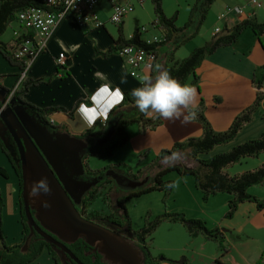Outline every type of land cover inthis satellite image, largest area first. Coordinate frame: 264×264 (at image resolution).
<instances>
[{
	"label": "crops",
	"instance_id": "0c3cea01",
	"mask_svg": "<svg viewBox=\"0 0 264 264\" xmlns=\"http://www.w3.org/2000/svg\"><path fill=\"white\" fill-rule=\"evenodd\" d=\"M117 1L132 2L131 0ZM144 1L142 0L140 4ZM257 2L259 3L258 6L253 4L251 0H214L211 5L217 4V8L220 10L218 15L226 11L227 7L242 8V14H237L234 11L226 12L225 18L222 20L224 25L230 27L245 18L256 22L264 21V0H257ZM109 7V3L101 2L95 8L98 17L104 22L103 29H82L75 24L70 16L64 17L50 34L46 43V51L44 50L45 53L36 56L26 72V77L32 78L50 76L56 71V68H59L61 72L66 71L68 73L65 78L54 77L46 84L30 87L25 99L38 107L63 106L72 109V115L55 111L47 116L49 122L54 125L65 126L72 133H81L92 126L96 129L101 128L104 124L103 118L115 105L121 102L122 98L114 99L94 122H86L79 114V107L81 104L88 103V97L101 85H108L113 92L118 90L122 96L124 91L131 92L132 89L140 85V76L154 77L159 70H165L171 60L182 59L186 56L184 53L179 57H176L177 53L171 56L170 47L167 44H161L157 48V55L152 68L147 70L130 68L114 52L106 56L103 55L102 53L106 52L118 37L114 26L107 24L109 11L107 12L106 9L109 10ZM132 11L125 15L120 25H116L117 27L120 26L121 35L125 39L130 38L133 32L128 29V25L131 23L128 15ZM217 20L219 19L217 18ZM145 29L144 32L148 28ZM14 30H17L19 35L26 31L20 23L12 30V37ZM160 31L162 36L158 38L162 41L164 32ZM144 32L141 33L145 40L156 36L158 29L149 28L145 35ZM12 37L8 42L9 44L13 42ZM1 39L3 38L1 37ZM192 49L193 47L188 48L187 52L190 53ZM59 52H63L65 55L64 68L59 67L60 65H57L55 61ZM260 66H264V33L261 34L259 40L251 28L246 27L235 42L218 47L203 59L195 70L198 77L196 85L191 84L192 76L186 80L185 83L196 88L197 91L193 109L202 99L205 105V116L213 129L216 131L225 130L232 119L253 102L255 91L251 84V78L254 71ZM20 72L16 66L9 65L0 55V74L5 75L1 79V83L4 86L10 88ZM209 102L216 108H222L226 102L236 107L233 113L226 117L210 112ZM121 104L117 109L129 107L126 101ZM132 107L135 108L133 105ZM181 111L182 114H186L185 110L182 109ZM262 113H264V97L259 109L254 112L252 120L239 131L233 141L215 147L204 157L223 152L231 145L257 138L264 131ZM155 114L149 112L145 114V117L152 118ZM159 119L161 123L155 129H167L166 123L168 122L170 131L166 133V136L168 144L171 145L189 137H198L202 133L201 124L196 120L182 123V117L173 120L161 117ZM155 129H149V131ZM5 158L0 153V166H3L7 173L6 178L0 176L2 201L0 231L5 243L15 245L20 243L22 239L18 204L19 185L13 169ZM261 163H264V159L258 164ZM245 170L248 169L230 172L234 175ZM246 192L258 201L264 202V182L248 187ZM210 196L212 197L207 199L206 205L204 204L205 207L204 205L202 207L203 212L192 213L188 215V218L200 219L205 222V225L207 224L208 229H217L222 237V242L218 244L216 240L208 239L203 234L190 235L187 232L184 236V243L173 250L177 253H170L167 255L168 257L161 259L151 255L154 264H180L181 260L184 264H255L257 262L264 264V207L260 209L259 206L257 207V203L246 200L238 203L231 216H226L228 201L233 198V195L216 192ZM211 212L217 213L218 219L209 220L208 218H214L211 217L213 216ZM28 264H55V262L48 250L43 248L37 257Z\"/></svg>",
	"mask_w": 264,
	"mask_h": 264
},
{
	"label": "trees",
	"instance_id": "16d2710c",
	"mask_svg": "<svg viewBox=\"0 0 264 264\" xmlns=\"http://www.w3.org/2000/svg\"><path fill=\"white\" fill-rule=\"evenodd\" d=\"M213 2L214 0H195L194 7L192 8L199 6L200 10L205 12ZM152 3L155 17L150 22V26L151 28L162 30L164 32L163 40L160 42L146 43L142 38L140 26L136 24L131 37L125 39L121 35L119 26L117 39L106 52L102 53L103 55L106 56L113 52L116 53L118 47L123 44L133 45L143 48L145 51L152 52L155 55V59L158 46L161 44H167L168 47H170V55H173L174 51L179 47V45L184 43L188 38L186 37L183 40L176 41L174 38V33L180 31L183 28L177 27L175 25L174 21L176 19V14L167 17L162 11L161 0H152ZM29 6L49 9L43 4L42 0H0V36L8 27V25L12 21L16 20L15 14ZM66 16H70L75 24L79 26L74 20L72 14L67 13L64 17ZM120 24L121 23L118 25ZM246 27H250L253 33L260 40L261 34L264 33V21L256 22L254 20L245 18L230 27L224 25V28L220 31V33L213 34L211 40L206 41L200 47L192 49L186 57L182 59L171 60V63L166 67L165 70L168 71L173 78L177 79L181 83H185L186 80L192 76L193 79L191 84L196 85L198 77L195 73V70L201 64L203 59L207 55L213 53L218 47L230 45L235 42L243 29ZM103 28L104 25L100 28L90 30H98ZM33 35L34 32L28 29L25 33H21L18 36H13L12 44L0 39L1 57L7 61L9 65L16 66L20 71L24 70L25 58H16L14 51L17 44L23 42L26 38H32ZM45 51H42L41 53L44 54ZM59 67L64 68V65ZM67 75L68 73L66 71L61 72L59 68H56V71L50 76H40L37 78L27 76L22 80L19 87L13 92L12 97H15L19 101H25V96L28 93L30 87L37 86L39 84H46L54 77L65 78ZM4 77L5 75L0 74V88L7 92V96L11 88H8L1 83V79ZM263 81L264 66H260V68H257L254 71L251 78V84L255 91L253 102L249 106L242 109L232 119L231 123L225 130L216 131L213 129L205 116L204 102L202 99H200L197 107L194 109L196 116L193 120H196L201 124V135L198 137H189L183 141H176L170 148L160 149L157 155L152 158L147 166L143 167V169H138L135 173H132L130 168L120 169V165H114V167L102 168L99 170H87L85 168V159L87 156L94 154L101 157H109L112 155V152L116 147L127 143L128 134L126 133L125 128L128 124L137 123L142 127L143 130L146 128L152 130L160 125L161 121L158 114H155L152 118H146V113H141L138 111L135 118L129 120H119L117 121L118 124L116 128H110L113 119L112 115L116 109L122 105V102L124 103L126 101V103L129 105L136 107L134 99L130 96V92L124 91L122 94V101L111 109V111L106 116L105 122L101 128L96 129L94 126H92L81 133H72L65 126L60 124L54 125L47 120V116L55 111H62L68 115H72V109H67L63 106L38 107L32 105V107L37 111V114L42 118V120L48 125L59 128L62 130V133H66L69 136H74L86 144V147L80 153L85 175L95 178L98 175L103 176L107 169H120L124 171L127 176H130L132 179L138 180L140 182L139 187L136 190L126 193V195L118 198L114 202V208H112L109 201V192H105L107 201H109L108 203L110 210L114 209L113 214L110 213L109 215H103L94 212L86 213V208L88 207L89 203L98 197V189L102 183L106 181L108 182L110 180V177H104V181L98 182L95 189L90 193L85 201L82 202V210L79 214L84 218L94 222L112 218V223L119 226L125 225L132 235L134 240V243H132L139 252L141 263L154 264L148 247L145 245V236H147L157 225V223L163 219L180 222L190 235L203 234L206 238L216 240L219 244L222 242V237L219 235L216 229L209 230L205 226L204 221L197 218H186L183 213L179 212L164 213L162 217L156 218L151 225L136 231L130 228V220L125 207L126 201H128L133 196H138L152 190H165L168 192L171 187L166 188L165 185H170L171 183L170 181L163 179V176L167 172L176 171L178 173L193 175L195 179V185L204 192L203 199H205L207 196L215 194L216 192H224L233 195V198L228 201V211L226 212V216H231L238 203L246 200L257 203V207L259 206L260 209L264 207V202L258 201L254 196H251L246 192L248 187L264 182V163L234 175L227 171V168L239 160L243 158L255 157L258 155V153L264 150V131L257 138L248 139L244 142L231 145L223 152L204 157L208 155L215 147L225 145L233 141L239 131L252 120L254 112L259 109L261 101L264 97ZM15 82L10 87H13ZM197 89H199V87H197ZM262 116L264 117V113H262ZM0 148L7 155L1 145ZM12 169L17 177L19 185L18 204L20 210L19 213L22 239L18 244L7 245L0 231V264H28L37 257L43 248H46L50 251V254H52L51 257L53 258L55 264H68L66 262L59 263L55 253L51 252V244L37 232H31L23 207L20 204V166L12 165ZM0 176L4 178L7 176L6 170L3 166H0ZM1 205L2 201L0 194V226ZM67 247L81 264H110L104 259L103 255L97 251H94L93 246L87 244L82 238H78L73 243H69ZM75 263L78 264L77 262L72 264ZM179 263L184 264L182 261ZM255 264H259V262Z\"/></svg>",
	"mask_w": 264,
	"mask_h": 264
},
{
	"label": "rangeland",
	"instance_id": "374dc122",
	"mask_svg": "<svg viewBox=\"0 0 264 264\" xmlns=\"http://www.w3.org/2000/svg\"><path fill=\"white\" fill-rule=\"evenodd\" d=\"M131 1L134 5V10L128 15V19L131 21L128 25L129 31L132 32L134 30L135 24L139 26L144 25L143 27L148 29L151 28L150 22L155 17L152 0H145L142 4L137 0ZM194 3L195 0H161V7L164 14L167 17L176 14V19L174 21L175 25L180 28L183 27L180 31L174 33L175 40L179 41L186 37L188 38L174 51V53H177L176 57L183 55V53L187 56L189 54V52H187L188 48L193 47L194 49L200 47L206 41L211 40L212 33L216 27H219L221 30L224 28L223 20H217V15L220 12L217 8V4L210 5L207 10L203 12L200 10L199 6L192 8L194 7ZM106 10L107 12L109 11V17L111 11L110 7L109 10L108 8ZM18 24L19 22L17 20L12 21L2 33L0 39L2 37L3 39L1 40L9 42L12 37V30L16 28ZM107 24H109V26H114L115 31L118 33V27L116 25L110 24L108 20ZM148 29L143 33L144 35L147 34ZM156 36L161 38L162 34L160 30H158ZM194 89L196 90V88ZM235 107V105L226 102L222 108H216L209 102L210 112L212 111L219 115H225L226 117H229L233 113ZM137 111L138 108H133L132 105H129L126 109H117L112 115L113 119L110 128H116L118 124L117 121L119 120L135 118L137 116ZM166 127L167 129L157 128L154 131H149L148 128L143 130L140 125L135 123L128 124L125 128L128 134L127 143L116 147L109 157H101L94 154L87 156L85 159V168L87 170H99L102 168L114 167V165H120V169L130 168L132 173H135L138 169H143V167L147 166L152 158L157 155L160 149L170 148L172 146L167 142L168 138L166 133L170 131L168 122L166 123ZM0 153L4 158L6 157L1 149ZM262 159H264V150L255 157L239 160L227 168V171L232 174L231 172L237 171L238 169L254 168L259 165L258 163H260ZM163 179L170 181V183L178 182V184L175 188L171 187L168 192L165 190H152L138 196H133L126 201L125 207L132 230L136 231L151 225L156 218L162 217L164 213L179 212L183 213L186 218L192 213H201L203 212L202 207L207 202V199L212 197L207 196L203 199L204 192L195 185V179L191 174L169 171L163 176ZM117 191L121 192L120 190ZM111 198L112 196L109 197V199ZM112 201H114V199H112ZM108 202L106 193L98 194V197L89 203L86 208V213L94 212L108 214L111 211ZM211 215H213L211 217L214 218H208L209 220L218 219L217 213L211 212ZM107 226L108 228H112L110 225ZM205 226H207V224ZM209 230L213 229L209 228ZM185 234H187L186 228L180 222L163 219L157 223L147 236H145V245L148 247L152 257H156L157 259L166 258L170 253H177L173 250L184 243Z\"/></svg>",
	"mask_w": 264,
	"mask_h": 264
},
{
	"label": "water",
	"instance_id": "95a60500",
	"mask_svg": "<svg viewBox=\"0 0 264 264\" xmlns=\"http://www.w3.org/2000/svg\"><path fill=\"white\" fill-rule=\"evenodd\" d=\"M5 114H8L10 121ZM29 120L30 125L22 122L10 108L0 106V121L9 128L18 147L20 202L31 232H37L49 243L63 249L78 264L81 263L65 245L78 238L93 246V250L103 255L110 264H142L138 250L123 235L84 218L73 203L79 202L82 195L96 183L76 179L84 172L80 153L86 144L66 133L52 134L41 122H36L34 118ZM105 174L111 176L117 186L130 188L121 184L128 182L123 175L112 170ZM45 177L51 191L31 197L30 185ZM31 199L34 200L33 204H30ZM45 200L49 203L48 207L42 206ZM31 209H34L35 215H32Z\"/></svg>",
	"mask_w": 264,
	"mask_h": 264
},
{
	"label": "built area",
	"instance_id": "2783aa9c",
	"mask_svg": "<svg viewBox=\"0 0 264 264\" xmlns=\"http://www.w3.org/2000/svg\"><path fill=\"white\" fill-rule=\"evenodd\" d=\"M139 3L142 0H137ZM43 4L49 9L43 7H27L15 14L16 20L26 29L34 32L32 38H26L23 42L17 44L14 55L16 58H25V68L18 75L14 86L12 87L6 100H9L13 92L19 87L22 80L26 77V72L33 59L46 48L47 40L57 24L67 13L73 15L76 23L83 29H97L103 26L104 22L98 17L95 8L101 2L110 4V15L108 21L114 25L122 22L125 15L132 11L133 4L119 2L117 0H42ZM255 5H259L257 0H251ZM234 11L242 14L240 7H227L226 11L220 13L217 18H225L226 12ZM145 27H140V32H144ZM25 31V32H26ZM220 31L219 27L214 29L213 34ZM18 31H13V36H18ZM158 37L145 39L146 43L159 42ZM116 54L124 60L130 68H144L150 70L155 61V55L152 52L145 51L133 45L123 44L118 47ZM57 65L62 66L65 62V55L59 52L55 59ZM122 97V96H121Z\"/></svg>",
	"mask_w": 264,
	"mask_h": 264
},
{
	"label": "clouds",
	"instance_id": "9594fccd",
	"mask_svg": "<svg viewBox=\"0 0 264 264\" xmlns=\"http://www.w3.org/2000/svg\"><path fill=\"white\" fill-rule=\"evenodd\" d=\"M139 80L141 86L132 89L130 96L141 113L154 112L167 120L182 117V123L195 119L196 112L192 106L196 90L193 87L173 78L166 70H159L154 77L140 76ZM85 95H88L86 91ZM120 98L122 97L118 90L113 92L108 85H101L88 97V103L80 105L79 114L86 122H94L114 99ZM182 109L186 114H182ZM106 116L102 122H105ZM177 184L178 182H172L165 187L175 188ZM50 191L46 177L33 182L29 187L31 197H37L40 193L48 194ZM42 206L48 207V201H42Z\"/></svg>",
	"mask_w": 264,
	"mask_h": 264
},
{
	"label": "flooded vegetation",
	"instance_id": "af4514ba",
	"mask_svg": "<svg viewBox=\"0 0 264 264\" xmlns=\"http://www.w3.org/2000/svg\"><path fill=\"white\" fill-rule=\"evenodd\" d=\"M10 88L12 89V87H10ZM11 89H10V91H11ZM10 91H9V93H10ZM9 93H8V95H9ZM6 94H7V92L0 88V106L3 109L10 108L12 111H14L18 115V117L20 118V120L22 122H25L28 125H30V123H29L30 120L29 119L34 118L36 122H41L42 124H44L46 129L50 133H52V134L53 133H62L61 129L55 128L53 126H50L45 121L42 120V118L37 114V111L32 107V105H34V104H31V103L29 104V102L26 101V100L25 101H19L15 97H12V95L9 98V100H6L7 97H8V95L6 96ZM5 116H6V119L8 121H10L8 114H5ZM14 131L16 133V130H14ZM0 145L4 148L5 152L8 155L7 156L4 153L8 163L11 166V168H12V165L20 166V160H19V153H18L17 144L14 141V139L12 138V135L10 134L9 128L7 126L3 125L1 123V121H0ZM110 170H112V171H114L116 173H119V174L123 175L125 178H127L128 182H126V183L122 182L121 184L123 186H129L130 188H121V187L117 186L115 181L112 179V177L111 176H107L106 174H104L103 176L102 175H98L97 177L93 178V177H88V175H85L84 172H83L82 174L77 176L76 179L81 180V181H85V182H94L95 181L96 183L93 186H91L82 195V197H81L79 202H77V201L73 202L75 207H76V209H77V211L79 213H81L80 211L82 210V202H84L85 199L90 195V193L95 189V187L98 184V182H103L104 181L103 180L104 177H110V180L108 182L106 181V182L102 183V185L98 189V193L97 194H102V193H105V192H109L108 195L112 196V198L109 199L112 208H114V202L118 198L126 195V193H129V192H132V191L136 190L139 187V183L140 182L138 180L132 179L130 176H127L124 171H122L120 169H110ZM110 170H108V171H110ZM117 189L120 190L121 192L117 191ZM112 193L114 194V196H113ZM112 199H114V201H112ZM33 203H34V200L31 199L30 200V204H33ZM20 204L22 205L21 202H20ZM113 210L114 209H112L110 211V213L113 214L114 213ZM30 211H31L32 215H35L34 209H31ZM110 213L103 214V215H109ZM112 222H113V220L111 218V219H106V220H100L97 223H99V224H101V225H103L105 227H108L107 225H110L112 227V228L109 227L110 229H112V230L120 233L121 235H123L125 237V239L129 243H131L132 246H134L133 245L134 240L132 238V235H131L130 231L127 229V227L125 225L124 226H119V225L114 224ZM50 244H51V252L55 253L56 257L58 258V262L59 263L66 262L68 264H72V263L76 262L63 249L57 247L56 245H54L52 243H50ZM68 244L69 243L65 244L66 247H67ZM49 253H50V251H49ZM50 255H52V254H50Z\"/></svg>",
	"mask_w": 264,
	"mask_h": 264
}]
</instances>
